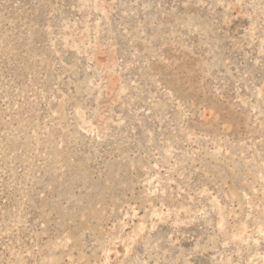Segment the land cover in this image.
Returning <instances> with one entry per match:
<instances>
[{
    "label": "rangeland",
    "instance_id": "374dc122",
    "mask_svg": "<svg viewBox=\"0 0 264 264\" xmlns=\"http://www.w3.org/2000/svg\"><path fill=\"white\" fill-rule=\"evenodd\" d=\"M0 264H264V0H0Z\"/></svg>",
    "mask_w": 264,
    "mask_h": 264
},
{
    "label": "bare ground",
    "instance_id": "6f19581e",
    "mask_svg": "<svg viewBox=\"0 0 264 264\" xmlns=\"http://www.w3.org/2000/svg\"><path fill=\"white\" fill-rule=\"evenodd\" d=\"M234 211V210H233ZM234 214V213H233ZM160 215V214H159ZM146 218V217H145ZM141 220V219H140ZM139 224H141L140 222H139ZM136 227V226H135ZM144 227V226H143ZM134 229H136V231L137 230H139V229H137V228H134ZM135 231V230H134ZM68 236V235H67ZM70 236V235H69ZM69 238V237H68ZM99 248V247H98ZM110 251V250H109ZM111 252V251H110ZM109 263H110V261H108Z\"/></svg>",
    "mask_w": 264,
    "mask_h": 264
}]
</instances>
